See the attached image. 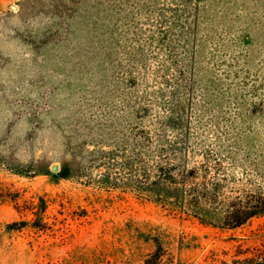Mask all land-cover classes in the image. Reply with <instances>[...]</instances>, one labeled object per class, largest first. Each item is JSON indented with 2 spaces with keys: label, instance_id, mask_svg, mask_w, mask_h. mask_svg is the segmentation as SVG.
<instances>
[{
  "label": "rangeland",
  "instance_id": "rangeland-1",
  "mask_svg": "<svg viewBox=\"0 0 264 264\" xmlns=\"http://www.w3.org/2000/svg\"><path fill=\"white\" fill-rule=\"evenodd\" d=\"M169 127L225 152V195H264V0H0V264H140L148 232L164 262L264 247V216L203 226L125 187Z\"/></svg>",
  "mask_w": 264,
  "mask_h": 264
},
{
  "label": "trees",
  "instance_id": "trees-1",
  "mask_svg": "<svg viewBox=\"0 0 264 264\" xmlns=\"http://www.w3.org/2000/svg\"><path fill=\"white\" fill-rule=\"evenodd\" d=\"M176 129L169 127L157 133L145 131L140 133L138 152L127 156L122 163V167L128 171L125 184L128 190L136 192L147 202L161 208H168L175 213L182 211L186 213V219L195 220L200 225L213 228L235 230L253 218L264 216V195L261 193L256 192L243 196L246 193L243 194L240 190L230 188L233 194L225 195L231 178L221 166L222 159H226L225 152L221 148H199V150L192 146L188 147L187 131ZM176 132L183 133L181 139L176 136ZM168 134L172 139H169ZM154 142L158 145L153 156L159 159L162 156L166 159L176 157V160H180V165L153 164L149 167L145 163L147 158L144 156L151 151L146 147H149L151 143L154 145ZM185 142L186 160L178 148V145H184ZM160 146L168 148H159ZM197 152L200 153V161L189 167V153L194 157ZM228 158L234 161L231 156ZM103 181L110 184L108 178ZM12 201L15 202L16 199ZM36 208V216L40 217L46 209L45 202L41 200ZM140 238L145 243L153 245V250L142 257L140 264H180L173 260L164 262L167 250L160 234L151 236L149 232L140 233ZM236 249L230 263H220L264 264V247L241 250L238 246Z\"/></svg>",
  "mask_w": 264,
  "mask_h": 264
},
{
  "label": "water",
  "instance_id": "water-1",
  "mask_svg": "<svg viewBox=\"0 0 264 264\" xmlns=\"http://www.w3.org/2000/svg\"><path fill=\"white\" fill-rule=\"evenodd\" d=\"M52 171H53V172H55V171H56V168H55V167H53V168H52Z\"/></svg>",
  "mask_w": 264,
  "mask_h": 264
}]
</instances>
